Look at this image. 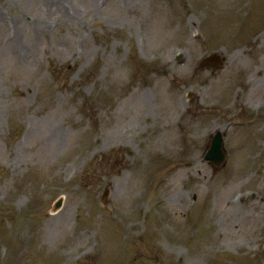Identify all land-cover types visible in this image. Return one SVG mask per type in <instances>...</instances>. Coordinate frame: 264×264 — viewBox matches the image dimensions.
Instances as JSON below:
<instances>
[{"label": "rangeland", "instance_id": "374dc122", "mask_svg": "<svg viewBox=\"0 0 264 264\" xmlns=\"http://www.w3.org/2000/svg\"><path fill=\"white\" fill-rule=\"evenodd\" d=\"M67 2L0 0V264H264V0Z\"/></svg>", "mask_w": 264, "mask_h": 264}, {"label": "bare ground", "instance_id": "6f19581e", "mask_svg": "<svg viewBox=\"0 0 264 264\" xmlns=\"http://www.w3.org/2000/svg\"><path fill=\"white\" fill-rule=\"evenodd\" d=\"M92 2L95 0H91ZM61 7L57 3V0H51V4L46 6V11L49 12L50 15L54 16H61L60 13ZM66 14V13H65ZM65 18V16H63ZM66 19H69L68 17ZM166 70V68H164ZM190 77V78H189ZM187 80H183L182 78H179L177 76H174L173 80L174 82L181 83L182 89H193L196 86H204L208 82V77L206 75H203L200 72H196L194 68L191 69L190 75ZM160 99L163 98V92H159ZM168 98H172L171 93L169 92ZM213 99V101L209 102L205 100L204 102H201L199 100L196 104L192 103V105H196L199 110H203V112H209L212 113V118L216 119L219 117V113H226L228 117H230L233 113L234 106L238 104V106L241 105V99H240V92L238 88V84L234 82H228L224 85V87L218 91L216 94H214L210 99ZM139 99L143 101L145 99V96L143 93L139 92ZM180 97L177 96L176 100L173 101L177 108L180 106ZM162 102V101H161ZM209 105H213L215 108L211 110L208 108ZM243 105V104H242ZM215 121L212 120V126L214 125ZM185 165L189 163L188 160L184 162ZM188 166H184V168H187Z\"/></svg>", "mask_w": 264, "mask_h": 264}, {"label": "water", "instance_id": "95a60500", "mask_svg": "<svg viewBox=\"0 0 264 264\" xmlns=\"http://www.w3.org/2000/svg\"><path fill=\"white\" fill-rule=\"evenodd\" d=\"M216 59H217L216 56L213 55V56H210V57L205 58L204 59V62L205 61H208V60H216ZM217 149H218V147H215V150L213 152H211L210 155H211V158H212V160L214 162L219 163L221 161V159H222L221 158L222 156H219L218 153L215 152Z\"/></svg>", "mask_w": 264, "mask_h": 264}, {"label": "flooded vegetation", "instance_id": "af4514ba", "mask_svg": "<svg viewBox=\"0 0 264 264\" xmlns=\"http://www.w3.org/2000/svg\"><path fill=\"white\" fill-rule=\"evenodd\" d=\"M198 65H199V63H198ZM195 66H197V64L195 65ZM210 75L208 74V80H210ZM239 89H241L240 87H238ZM196 96V95H195ZM243 101L241 100V103H242Z\"/></svg>", "mask_w": 264, "mask_h": 264}]
</instances>
